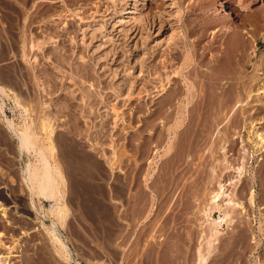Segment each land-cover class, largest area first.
<instances>
[{
    "label": "rangeland",
    "instance_id": "374dc122",
    "mask_svg": "<svg viewBox=\"0 0 264 264\" xmlns=\"http://www.w3.org/2000/svg\"><path fill=\"white\" fill-rule=\"evenodd\" d=\"M201 1L0 0V264H264V0H215L211 17ZM225 18L254 26L248 56L232 53L233 35L215 39ZM46 120L65 174L63 219L27 188L38 159L8 123L47 148ZM170 126L176 135L159 146ZM238 132L263 149L241 177L222 162L225 151L239 158ZM205 160L210 180L194 185ZM220 182L246 214L209 247L204 210Z\"/></svg>",
    "mask_w": 264,
    "mask_h": 264
},
{
    "label": "bare ground",
    "instance_id": "6f19581e",
    "mask_svg": "<svg viewBox=\"0 0 264 264\" xmlns=\"http://www.w3.org/2000/svg\"><path fill=\"white\" fill-rule=\"evenodd\" d=\"M213 1H215V0H210L208 2L206 0V1H201L199 3V6L200 7H205V9H207V11L206 10L204 11L207 17H211V15L213 14V13L212 14L210 13L212 11ZM232 1H234V0H231V2ZM241 10L244 11V9H242V8H241ZM219 23L222 24V27L219 28L218 30H216L217 32H216V35H215L216 36L215 39H217L218 37L223 36V38H225V41H226V40H228V37L230 35L231 36L233 35L234 37L233 36L232 37H233L234 40H232L233 42H231V44L228 46V47H231L230 49H231L232 53L233 54L234 53L235 54L236 53L238 54L239 52H241L243 55L248 56L249 49H253V48L250 47V44H252L254 42V39H255V30L253 29L254 26H253V28H246V27H244V25L239 24V23L238 24H228L229 21L226 18L223 19L222 21H220ZM212 24H214V23H212ZM221 24H219V25L221 26ZM206 27H207V25L205 27H203L202 29L205 30ZM203 30H202V32H203ZM219 34H221V36ZM221 39H222V37H221ZM225 41H224V43H221L220 45L221 46L224 45L225 44ZM214 43H212V44H214ZM36 46L37 45H35L34 43L31 45V55H30L31 56V58H30L31 61L34 60V52H35V49H37ZM226 47H227V45L225 46V49H226ZM217 49H218V47H217ZM219 49H220V47H219ZM226 50L225 51L222 50V51L223 52H227ZM222 56H223V53H222ZM224 56H225V54H224ZM230 68H232V67H230ZM189 88L191 89V85H190ZM187 89H188V86H187ZM190 91L191 90H189L188 92L190 93ZM5 93H6L5 88L2 87V86H0V94L3 95ZM253 93H254V91L252 92V94ZM188 101H189V99H188ZM182 103L184 105V108H185V106H188V104H190L187 101H186V103H185V101H182ZM178 105H179V103H178ZM182 108L179 109V111L177 112L178 114H181L182 115V113H184V109H182ZM186 109H187V107H186ZM176 110H178V109L176 108ZM176 110L174 112H176ZM200 112H201V110H200ZM173 118L174 117L172 116L169 119H173ZM179 119H177V120H179ZM180 122H181V120H180ZM180 122L178 123V126H179ZM8 123H9V128L10 129H14L15 130V133L17 134L18 138L20 139V147H19V149L21 150V152L26 151L29 154L35 153L36 156H37V159H38L36 164H34L32 162L28 163L27 166H26V169L24 170V178H25L24 179V182L27 185V188H29L32 191V193H34L35 195H37L38 198L40 199V201L43 200V201L54 202V205L52 206V208L50 210V213H52L54 215L56 214L58 217L60 216L62 218V216L66 213V210L65 209L67 207L65 204L62 203L64 201V195H65L64 193H65V191H63V189L61 187V185L64 184L63 182L65 181V174H64V171L62 169L61 164H59L60 162L56 159V155H57L58 149L56 147V141H55V138H54V136H55V128H54V126L52 125V123L49 120H46L42 124V130L45 132L43 134L46 135L45 140L48 143L47 144V148H45L44 146L41 147L39 145V143L41 141L40 140V137H38L36 133L35 134H31V131H29L28 126L25 127L24 129H22L21 131H19V130L16 131V129H15L16 126L14 125V123L12 121H8ZM190 124H191V122H190ZM246 125H244V126H246ZM175 132H176L175 129L170 126L168 128V132L166 133V135L161 136L162 139H161V141L158 142L159 143V146L165 145V143L168 140V138L171 139L173 137V135H176ZM160 135H162V134H160ZM254 135L255 134L253 133V134L248 135L247 138H244V136L242 135V132H238L237 133V136L238 137H237L236 140L234 139L235 141H233V143L230 146V148H232V150H234L235 147H236V145L238 144V141L239 140L241 141V149L239 150V154H238L239 158L238 159H232L230 161L229 158H228V154L225 151L223 161L221 160L224 163V171H229V170H232L233 171V170H235V171H237L239 173L240 177L243 175V172H244V169H245V166H246V163H245L246 158L247 157H249V158L252 157L253 154H259L263 150L262 147H260V145L262 144V142H258V140H255L254 139ZM257 137H258V139L261 138V136L258 135V134H257ZM261 141H263V140H261ZM175 144H176V142H172V145H173L172 147H174ZM182 146H183L184 149L188 148L189 151H190L193 148L194 144L193 143H189L188 146L185 145V144L182 145ZM185 146H186V148H185ZM224 149L226 150V148H224ZM165 152L167 154L168 150L165 151ZM233 152H234V156H235V151H233ZM190 157L191 156H189V158ZM194 158H195V156H194ZM213 159H214V157H213ZM51 160H54L55 165H54V163H52ZM237 161L240 162V164H239L238 167L235 166V162H237ZM209 162L210 161L205 160L204 163L202 164V166L204 168L203 169H200L198 171L196 170L197 173L195 174L194 179H193V184L194 185L199 186V185L203 184L205 181H207L208 178L210 180V175L207 172L208 171L207 170V167H208ZM223 163H221V164H223ZM193 164H194V159H192L189 162V165L192 166ZM194 169L195 168H193V170ZM174 174H176V172ZM231 184H233V182H231L230 185ZM225 188H226V185H223L220 182V184H219V191L218 192H215V193H212L213 196L211 197V204L213 205V207L208 208V210H206V209L204 210L205 217H207V221L210 223V230H211V237H209L210 239H208V241H207V243H209L208 244L209 247H212L213 244H214V242H216L218 240V238H219V236L221 234V231L220 230H221V227L223 226V224L224 223H227V225H228V223L230 224V222H232L233 215L234 214H238L239 216L240 215H243V214H246L245 213L246 212L245 211V207H244L243 203L240 202V201H238V200H236L235 199L236 196H234V194L227 193L226 190H225ZM256 195H257L256 190L253 187L250 188V192H249V202H250V204L252 206L255 205ZM214 207L218 208L220 210V212H221V216L218 219H213L212 218V213L215 210ZM144 208H143V210L142 209L140 210V212H139L140 214L137 212L138 215H145L144 212H146V211L144 210ZM4 214H5V211H4ZM241 219H243V218L241 217ZM50 234H51V237H52L54 243L58 246V248L61 251L67 253L66 246L64 245V243L60 239V237H59V235H58V233L56 231V228H55V225L54 224H53V227L51 229V233ZM207 258L206 257H203L201 259L202 262H200L199 264H206L207 263Z\"/></svg>",
    "mask_w": 264,
    "mask_h": 264
}]
</instances>
